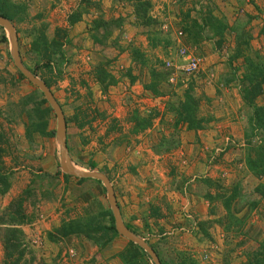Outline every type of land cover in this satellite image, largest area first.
<instances>
[{
    "label": "rangeland",
    "instance_id": "374dc122",
    "mask_svg": "<svg viewBox=\"0 0 264 264\" xmlns=\"http://www.w3.org/2000/svg\"><path fill=\"white\" fill-rule=\"evenodd\" d=\"M10 1L26 9L24 20L13 24L20 57L39 80L50 85L61 107L73 167L88 171L86 165L94 162L95 172L103 173L117 194L123 222L138 229L165 258L177 260L184 253L197 264H244L264 235V199L253 191L258 183L264 184V179L249 176L243 163L249 113L240 96L244 66L241 59L230 61L235 53V33L225 32L219 47L209 28L196 44L184 29L191 20L209 16L221 19L230 29L243 28L250 36V54L264 62V0H146L150 3L151 28L138 26L132 5L118 0ZM77 10L85 13L79 23L69 27L68 17ZM98 20L120 22L119 26L111 25L110 36L102 45L94 44L91 38ZM42 29L48 40L57 29L66 30L61 40L62 58L47 61L34 56L30 46ZM179 31L184 34L180 44L190 47L202 65L199 72L189 76L172 70L173 82L160 88L164 97L153 98L143 90L148 71L160 62L166 70V62L180 65ZM3 35L8 43L1 41ZM99 36H104L103 30ZM134 51L148 60L146 67L134 62ZM99 68L117 84L103 91L95 79ZM128 71L135 78L134 84L126 77ZM188 85L199 100L198 115L210 122L196 132L186 131L185 126L175 131L166 127L173 124L166 102L172 95L181 97ZM36 90L18 77L8 35L0 27V172L9 182L7 193L0 195V218L11 201L24 200L22 207L31 218V223L22 227L29 264H121L117 255L125 248V239H116L102 251L83 239L48 240L50 232L82 215L91 205H109L102 184L63 177L53 112L46 132L54 131V137L37 132L30 139L26 137L30 121L25 112L33 113L34 104L25 106V101L41 100ZM256 104L264 105V87ZM134 111L140 117L158 115L150 130L130 134ZM171 134L179 141L178 147L168 154L154 153L161 135ZM204 179L212 182L210 193L236 194L233 212L245 223L239 234L232 230L224 236L217 224L208 229L210 239L198 231V224L224 214L220 204L209 205L202 198L207 190L201 184ZM256 202L249 211V203ZM150 206L159 208L162 218L148 219L147 230L142 224ZM70 250L76 254L74 258L68 256ZM0 264H4L1 242Z\"/></svg>",
    "mask_w": 264,
    "mask_h": 264
},
{
    "label": "trees",
    "instance_id": "16d2710c",
    "mask_svg": "<svg viewBox=\"0 0 264 264\" xmlns=\"http://www.w3.org/2000/svg\"><path fill=\"white\" fill-rule=\"evenodd\" d=\"M123 2H128L133 7L134 18L138 26L144 28H151L153 26V21L149 17L150 3L146 0H118ZM26 9L23 5L15 4L10 0H0V17H3L10 21L12 24L21 23L24 20V15ZM85 11H74L67 20L69 27H73L75 24L79 23L82 15ZM87 13V12H86ZM95 26L92 29L93 35L91 36L94 44H103V41L109 38L111 33V25L119 26L120 22L115 21L112 23L105 22L103 20H98L94 22ZM209 28V32L212 33V37L217 38V45L220 47L222 45L225 32L235 33L236 47L235 53L230 61L240 60L244 66L241 78V99L244 102L245 107L249 110L246 115L248 125L245 130V153H244V167L246 173L254 178L255 180L264 179V105H257L256 101L259 97L263 95L264 87V62L262 58L258 55L250 54L249 40L250 36L243 28H229L221 19L214 18L212 16L202 18L201 21L191 20L189 25L184 29V32L191 38L193 36L194 43H198L202 39V34L205 29ZM103 30L104 36H99V31ZM44 29L38 31L35 36L30 48L36 58L46 59L47 61L52 60V57L62 58L61 46L62 39L66 35V30L57 29L55 31L54 37L48 40L44 34ZM3 43H8L5 35L1 38ZM155 41L156 40H151ZM20 53V52H19ZM133 60L135 63L139 64L141 67H146L148 65V60H146L143 55H140L138 51H134ZM180 61V59H179ZM160 66L152 67L148 71V82L143 86V90L149 93L153 98L164 97L163 92L160 91L162 85H170L169 82L173 78L171 71L174 70L173 67H167L164 69V64L159 63ZM24 65V64H23ZM166 65V64H165ZM25 68L28 69L26 65ZM182 62L180 61V65ZM156 68H159L156 70ZM161 68V69H160ZM163 68V69H162ZM34 76L36 73L28 69ZM170 71V72H169ZM199 72V71H198ZM18 77L20 79L26 80L18 71ZM195 74V73H194ZM193 75V74H192ZM185 76V75H182ZM126 77L129 78L130 84L135 83V78L130 76V71L126 73ZM97 83L103 91H106L109 87L117 84V80L111 76L104 68H99L96 71L95 77ZM174 80V79H173ZM27 81V80H26ZM48 88L50 85L44 81ZM180 87V85H176ZM38 91V90H36ZM41 96V100L35 103L32 98L29 101H25V106L30 102L34 104L32 108L33 113L30 111L25 112L26 117L29 118V124L26 125V137L30 139L31 134L37 132L41 136H55V132H46L48 119L52 115V110L50 109L47 102L43 99L42 94L38 91ZM46 107L44 108V106ZM166 113L172 115L173 124H167L166 127L173 128L175 131L181 127L185 126L186 131H199L203 130L210 119H204L198 114L199 100L193 94V88L191 85L183 91L182 96L178 97L172 95L166 102ZM158 115L155 113H150L146 117H140L137 111L132 114L131 122H133V128L130 134L138 135L144 133L152 128L153 119ZM164 122L161 120L162 125ZM170 125V126H169ZM82 125L79 126V128ZM178 131V130H177ZM160 132V131H159ZM179 145V141L174 137H167L161 135V140L157 146L153 147V152L156 154H168L172 150L176 149ZM230 147V146H228ZM224 149L225 146H224ZM229 149V148H228ZM86 168L90 172L96 171V165L94 162H89ZM65 180L68 178L75 179L73 177L63 175ZM78 182L92 181L90 179H75ZM99 185L101 184L98 181ZM210 180L204 179L201 184L206 186V192L202 198L212 204H220L223 208V216L214 217L215 219H207L205 222L198 224V231L203 235L204 239H210V234L208 229L213 225L220 226L224 236H228L232 233L239 234L245 223L243 219L238 218L233 212V207L235 205L236 194L227 195L225 193L220 194L215 191V194L210 193L213 185ZM9 190V182L4 175L0 172V195H5ZM105 191V190H104ZM254 194L260 199H264V184L258 183L254 188ZM115 198L117 197L116 192ZM242 200L243 199H239ZM24 200H13L6 208V212H3L2 218H0V242L2 245V250L4 254V264H29L25 258L26 249L24 247V233L22 227L31 223L30 216L26 215L24 208L22 207ZM255 205L249 203V211H252ZM238 204H236L237 207ZM95 206V208L91 207ZM89 209H86L84 213L73 220L68 222H63L54 233L48 234V240L53 243H58L60 240H65L69 238L83 239L90 242L92 245L102 251L110 247L116 239H123L118 235L114 228V218L111 214L109 207H102L100 204L97 206L91 205ZM215 216V212L211 210L210 213ZM146 217L143 218L142 226L148 229L149 223L148 219L159 220L162 218L160 210L157 207L150 206ZM246 220V218L244 219ZM126 228L132 232L135 236L144 240L155 252L161 264H197L192 258L187 254H179L177 260H171L165 258L160 251L153 245L150 244L143 236L140 235L139 230L132 226L130 223H124ZM258 249L248 255L244 264H264V235L262 240L259 242ZM121 264H151V259L149 256L139 247L126 241L125 248L117 255ZM32 261V259H31ZM151 262V263H150ZM153 264V263H152ZM223 264H229V262H223Z\"/></svg>",
    "mask_w": 264,
    "mask_h": 264
},
{
    "label": "water",
    "instance_id": "95a60500",
    "mask_svg": "<svg viewBox=\"0 0 264 264\" xmlns=\"http://www.w3.org/2000/svg\"><path fill=\"white\" fill-rule=\"evenodd\" d=\"M0 27L6 32L9 38V45H10V54L16 70L33 86H35L38 91L42 94L44 99L46 100L47 104L49 105L50 109L52 110L55 119H56V138L59 144V155H60V170L63 174L78 178V179H90L100 182L106 191L107 202L109 208L111 210V214L114 218V228L119 236L123 239L131 242L132 244L136 245L140 249H142L151 259L153 264H161L157 255L153 251V249L142 239L135 236L132 232H130L122 218L119 211V207L116 202L114 189L109 181V179L103 174L99 172H89L83 170H77L73 167L68 149L66 144V120L64 114L61 110V107L55 100L53 94L43 83L39 80L36 76L31 74L23 65L19 48H18V38L13 27V24L8 21L7 19L0 17Z\"/></svg>",
    "mask_w": 264,
    "mask_h": 264
},
{
    "label": "built area",
    "instance_id": "2783aa9c",
    "mask_svg": "<svg viewBox=\"0 0 264 264\" xmlns=\"http://www.w3.org/2000/svg\"><path fill=\"white\" fill-rule=\"evenodd\" d=\"M183 33L179 31L177 33V40H178V48H177V54L178 58L182 62V66L178 67L174 65L173 63L166 62L167 67H173V69L178 70L179 74L189 76L194 73H197L200 70V67L202 65V59L198 56H196L193 51L188 47L186 44L182 43L180 44V41L183 40ZM170 82H173V78L170 80ZM36 240H33V244H36ZM68 256L70 258H74L76 254L73 250H70L68 252Z\"/></svg>",
    "mask_w": 264,
    "mask_h": 264
},
{
    "label": "crops",
    "instance_id": "0c3cea01",
    "mask_svg": "<svg viewBox=\"0 0 264 264\" xmlns=\"http://www.w3.org/2000/svg\"><path fill=\"white\" fill-rule=\"evenodd\" d=\"M216 135H217L216 133L212 134V136L214 137V140H215V136H216ZM217 139H218V138H217ZM217 139H216V140H217ZM221 147L223 148V151H225L224 146H221ZM218 149L220 150V148H218ZM228 151H230V150H228ZM228 151H227V152H228ZM219 157H221V156H219Z\"/></svg>",
    "mask_w": 264,
    "mask_h": 264
},
{
    "label": "clouds",
    "instance_id": "9594fccd",
    "mask_svg": "<svg viewBox=\"0 0 264 264\" xmlns=\"http://www.w3.org/2000/svg\"><path fill=\"white\" fill-rule=\"evenodd\" d=\"M184 35V34H183ZM181 75V74H180Z\"/></svg>",
    "mask_w": 264,
    "mask_h": 264
}]
</instances>
